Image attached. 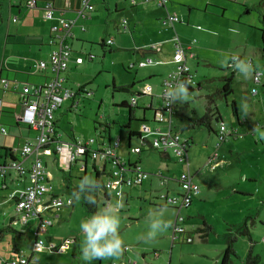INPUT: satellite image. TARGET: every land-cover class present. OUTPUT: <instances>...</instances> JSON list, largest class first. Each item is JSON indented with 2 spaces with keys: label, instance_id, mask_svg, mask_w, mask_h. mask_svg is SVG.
<instances>
[{
  "label": "rangeland",
  "instance_id": "374dc122",
  "mask_svg": "<svg viewBox=\"0 0 264 264\" xmlns=\"http://www.w3.org/2000/svg\"><path fill=\"white\" fill-rule=\"evenodd\" d=\"M128 1L94 0L97 11L91 13L94 17L88 22V26L93 25L92 39L83 42L84 49L81 51L84 52L82 56L85 61L77 69H72V75L66 83L67 87L75 91L84 87L91 91L92 95H78L77 104L71 111L67 106L72 101L66 99L56 116L59 118L58 130L62 141H70L73 136L84 141L94 138L97 141L93 143V148H96L99 142H109V138L113 143L121 140L119 154L129 156L135 161L138 155L127 148L129 128L125 125L129 122V108L121 106V103L131 102L133 98L138 99V106L134 108L136 118L132 120V128L148 133L142 128L143 121L147 122L143 120L144 108L150 104L152 97L154 105L159 108L161 99L158 94L162 90L158 84L160 80L157 76L150 77L149 72L161 71L167 74L176 70L177 63L168 62L165 65L147 67L129 66L134 62L132 60L135 52L120 49L118 41L120 36L128 37L129 40L131 31L125 32L120 27V22L125 18L132 21L138 10L142 12L153 7L136 8L135 11ZM115 2H119L124 8L115 11ZM223 4L224 6H219L216 2L211 3V0H172L171 6L185 22L190 20V35L187 41L195 39L196 44L192 49L195 58H191L188 65L195 75L196 82L202 85H194L186 102H175L178 115L174 118V130L191 143L189 170L201 189L200 195L192 205L181 211L186 234L174 242L171 226L159 233L155 239H142L149 231L150 211L156 213L163 210L164 219L170 221L171 225L178 212L173 207L161 206L157 197L166 192L167 185L161 184L158 174L161 172L163 176L172 179L169 189L170 194H175L179 191L177 179L184 172L188 173L187 162L174 156L172 149L171 157L166 160L153 149L142 153L141 156L142 167L153 174H150L142 185L122 187L120 234L126 245L123 255L116 260H94L91 264H123L125 261L128 264H220L224 250L230 243L234 249L230 264H248L250 250L258 257L257 264H264V139L253 132L255 127L264 132V45L261 31L264 26L261 22L264 16V0H224ZM3 18L7 24L9 17L5 12ZM102 36H105L106 41L110 38L115 41L110 47L103 48ZM128 44H133L131 38ZM166 48L170 51L166 59L170 61L174 49L171 44ZM89 54L94 55V60L88 59ZM232 56L252 60L254 71L259 69L263 73L262 83H254L253 73L250 78H245L231 66ZM232 74L234 92L229 96L218 97L215 102L223 122L213 119L214 131L206 126L190 127L191 118H200L205 114L208 95L222 88L225 77ZM23 82L26 80L19 84L20 89L15 91L16 97L23 93ZM133 82L134 85L129 91L117 89ZM147 82L154 86L153 91L151 87L145 89ZM253 87L258 89V94L252 93ZM139 88L145 92L141 96L137 95ZM233 102L237 104L238 116L234 113ZM145 114L147 123L154 127V110L147 109ZM222 123L228 129L239 127L241 136L236 138L231 135L218 147L220 140L216 131ZM149 138L152 140L154 136L150 134ZM132 141L133 146L145 148L137 136H133ZM108 142L104 143L108 145ZM215 152H218L219 157L223 159L222 163L225 164L208 167V157ZM44 161L48 162L47 170L52 173L54 193L68 202L74 191L62 186L65 174L62 164L59 165L49 157H45ZM91 163L92 161H89L88 177L92 170ZM72 167V182L79 184L85 174L84 169L81 163H74ZM110 168L111 165L108 164V169ZM107 177L106 174L102 175L104 181ZM110 179L113 183L111 198L109 201L105 200V190L101 186L97 211L119 201L116 196L119 187L117 178ZM62 194H65V197ZM8 195L7 190H2L0 200L7 199ZM49 198V194H46L44 201ZM15 207L14 200L2 207L0 211L6 212L4 223H8V219L16 214ZM95 213H90L82 200H75L74 205L66 204L57 211L49 210L44 214L45 218L53 220L54 225L48 226L45 233L50 238L44 233H41L40 237L45 240L46 245H63L58 255V264H89L81 258L83 234L79 226L82 220ZM204 222L212 226L207 236L203 231ZM22 226L28 227L27 233L19 235L8 232L5 238H0V264H7L11 259L14 246H19L21 254L27 259H39V263L29 264L46 262L48 250L34 249L38 223L32 220L23 223L19 217L16 228L21 230ZM245 226L249 233H243L245 228H242ZM188 236L191 241H187Z\"/></svg>",
  "mask_w": 264,
  "mask_h": 264
},
{
  "label": "crops",
  "instance_id": "0c3cea01",
  "mask_svg": "<svg viewBox=\"0 0 264 264\" xmlns=\"http://www.w3.org/2000/svg\"><path fill=\"white\" fill-rule=\"evenodd\" d=\"M28 0H0V100L2 102L1 109L5 112L2 113V116L0 117V123L6 127L9 131V134L4 135L0 134V147L2 148V156H0V163H9L12 161L10 157V153L13 152V156L15 157V160H19L23 167L25 168L26 172L21 173L19 170H16L14 168L8 167L6 170L5 175L1 176L0 178V196L2 190L8 191V198L5 200H0V210L4 205L7 203H10L11 200H14L16 203V200L12 198V194L16 192L19 189H23L25 187H28L31 183V180L28 175V169L30 168V165L32 161L35 159V154L27 155V156H21L20 151L22 147L29 141L36 142V136L37 131L34 129L29 128L27 125L23 124L22 121L19 120V115L23 112V98L24 95L22 93L19 94L20 97L15 96V91L20 89L19 84L21 81L26 80V82H23V85L26 84H44L45 82L49 81L53 77V72L48 68L46 70L42 71H36L33 67V64L35 61L40 60H47L50 55V51L52 47L49 45V38L52 31V27L58 23V17L63 16L65 18H71L75 19V25L72 28L73 36L71 38V42L73 45V54L72 59L69 63L68 69L65 71L64 76L66 77V82L68 81V77H71L72 75V69H77L79 65L82 63L77 62V57H83V53L81 52L84 49V41L88 39H92V30L93 25L88 26L89 20L92 21L94 15L91 14V12L88 13L87 17L83 18L78 15V10L81 8V0H36V6L35 7H29L27 6ZM137 4L134 5L132 3V0H129L128 4L130 7L135 8H147L149 6L153 7L149 10L139 12V10L134 14L132 21L130 22L128 19V29L124 30L125 28L122 26L120 22V27L125 31H131L129 40H127L128 37L120 36L119 45L120 49H123L125 51L132 50L134 54V61L133 63L129 64V66H136L139 65L140 62L147 60L148 58H151L154 62L156 61H162V64L158 65H165L168 64V62H172V59L168 61L166 57L170 55V51L168 48H166L167 45L171 44L174 52L172 56L175 53L176 50V44L174 40V36L178 34L180 36V39L183 43H187L190 35V20H187L186 22L184 19L179 15L178 12L174 11L172 9V0H170L166 7H161L157 5L156 3L152 2H146L144 0H136ZM224 0H211V3H217L219 6H224L223 4ZM48 2H53L56 7V12L53 18H47L45 17V11L44 6ZM91 3L94 4V0H91ZM114 10L119 11V9L124 8V6H121L119 2L114 3ZM142 6V7H140ZM226 7V6H225ZM95 11H97V8L95 7ZM93 11V12H95ZM169 12H176L180 16V21L177 22L174 26L164 25L162 23V18ZM4 12L9 17L8 23L5 24L4 22ZM92 12V13H93ZM191 12L189 13V15ZM263 18V17H262ZM14 22V23H13ZM87 22V23H86ZM82 26L86 28V30H82ZM109 28V26H108ZM197 28H201L197 26ZM102 41L105 40V36H102ZM130 38L133 41L132 45H129L128 42H130ZM115 39L113 38V42L109 45V47L114 43ZM159 56V57H158ZM236 57V56H235ZM89 60H94V57L91 58L90 54L88 55ZM190 60V59H189ZM188 60V62H189ZM85 61V59H84ZM83 61V63H84ZM139 62V63H138ZM157 66V64H149L147 66ZM143 66V67H147ZM231 66L235 67L234 64L231 63ZM150 77L157 76V78L160 80L158 84L162 88V80L164 78V73L161 71H150L149 72ZM7 83V85H6ZM145 89L148 87H151V90H154V86L147 82L145 85ZM143 86V87H144ZM70 88V87H69ZM24 89V88H23ZM21 88V90H23ZM72 89V88H70ZM139 88L137 95L141 96L143 95L144 90ZM146 91V90H145ZM151 91V92H152ZM162 91V90H161ZM19 93V92H17ZM161 93V92H160ZM160 93L158 94V97L160 98ZM258 94V93H257ZM72 101L70 105L67 106L69 111L74 109V101L71 97H67L64 99L62 106L64 105L65 100ZM138 101V99H137ZM154 102V99L152 97V101L150 104ZM130 103V102H129ZM149 104V105H150ZM146 106V107H149ZM60 107V109L62 108ZM59 109V110H60ZM145 108H144V117L145 114ZM58 112V111H57ZM56 112V114H57ZM55 114V119L57 123V128L59 129V118ZM239 120V118H238ZM148 122V121H147ZM146 122V123H147ZM240 122V121H239ZM241 123V122H240ZM154 127L149 125L152 128H155L157 126V123H154ZM254 124L252 122L253 127ZM132 128V126H131ZM133 129V128H132ZM233 129V136L238 138L241 136L240 128L234 127ZM135 131H138L136 129H133ZM59 131V130H58ZM139 132V131H138ZM110 137V136H109ZM138 137V136H137ZM77 140H82L74 136ZM140 138V137H138ZM108 141H102L108 142L109 144H113V141L111 138H109ZM184 139V138H183ZM187 139V138H186ZM142 144L145 145V148H142V153H147L151 150L150 147V141L151 139L148 137L145 142L142 141L140 138ZM193 140V138H192ZM84 141V140H83ZM189 141V140H188ZM190 142V141H189ZM191 144V143H190ZM132 138L128 139L127 148L130 149L133 146ZM121 146V140H119V146L117 149L118 156L121 157L123 160H126L130 163H137L139 162V165H141V156L142 153L137 154L138 157H136V160L133 161L131 157L127 156L125 157L123 154H119V147ZM191 146V145H190ZM187 150V157L189 160V148ZM140 147V146H138ZM8 152L9 156L7 157L6 153ZM132 152V150H131ZM134 153V152H132ZM218 154V152H215ZM215 153L213 155H215ZM160 154V153H159ZM161 155V154H160ZM209 156L208 161L206 165L208 167H211L212 163H217L216 166L224 165L223 159L218 157L216 159H212L214 156ZM167 159L171 157L170 152L166 153ZM175 156V155H174ZM45 157H49V159H52L55 162H58L59 165L62 164L63 170L65 171V174L72 175V166L74 163H69L68 156L66 154H59V153H52L49 155H43L42 160L46 164V167L48 169V162L44 161ZM162 157V155H161ZM55 159V160H54ZM163 159V157H162ZM165 160V159H163ZM89 161H92L91 163V173L90 177L95 178V167L97 166L99 171H102L104 168L106 170V173L111 170L108 169V163L99 162V161H93L90 158L87 159V165L84 169V176H87L88 174V168H89ZM211 162V163H210ZM75 163H81V162H75ZM82 165V164H81ZM190 165V163H189ZM144 170L145 168L142 167ZM190 166L188 167L189 170ZM48 171V170H47ZM49 172V177L52 181V173ZM148 172V171H147ZM191 173V171L189 170ZM130 173H132V170H130ZM150 173V172H149ZM153 174V173H150ZM192 174V173H191ZM104 175V174H103ZM194 177V176H193ZM109 177H107V180ZM65 179L63 178L62 186L67 187L68 189H72L73 186H76L77 184H73L72 178L71 182L69 183V186L65 184ZM106 180V181H107ZM172 179L170 178V181ZM176 180V179H175ZM143 184V183H142ZM170 187V186H169ZM168 188V187H167ZM201 190V189H200ZM53 192V193H52ZM51 193H49V197H61L59 194L54 193V190ZM201 192V191H200ZM200 192L198 195H200ZM105 193V192H104ZM65 197V194H62ZM197 195V197H198ZM128 194L126 195V200H128ZM196 197V198H197ZM63 198V197H61ZM111 198V194H110ZM109 198V199H110ZM195 198V199H196ZM65 199V198H63ZM69 199L73 200V203L70 205H74L75 199L72 196H69ZM156 199V198H155ZM194 199V200H195ZM194 202V201H193ZM163 205L162 203H160ZM192 205V204H191ZM190 205V206H191ZM58 208H53L52 211H57ZM16 214L14 216H11L8 219V223H4V216L6 215V212L0 211V228L7 227L9 225H12L14 229H16V234L22 235L27 233V226H22V229L19 230V228H16L17 220H19V217L21 219L22 214L17 211V208L15 207ZM45 214V213H44ZM43 214V217L45 218ZM2 219V220H1ZM33 221V219H29ZM28 220V221H29ZM37 222V221H36ZM20 224V223H18ZM53 224L50 226L52 227ZM28 228V227H27ZM31 228V227H29ZM47 233V230L46 232ZM44 233V234H45ZM41 233L37 232V228L35 230V240H34V249L35 243L37 238L40 237ZM47 236V234H45ZM50 238V236H47ZM0 238H5V236H1ZM50 246V245H49ZM16 247L17 251H14L12 254L11 259L7 262V264H12L13 259H17L19 255L21 254L20 247ZM51 247H58V246H52ZM13 248V250H14ZM42 250V249H41ZM46 250V249H44ZM16 252V253H15ZM49 255L46 256V262H41L42 264H58V255L59 253H53V251H48ZM126 258V255L124 254V259ZM61 259V257H60ZM39 260V259H38ZM37 259H29L28 263L31 262H38ZM114 264V263H113ZM123 264H128L127 261L123 262Z\"/></svg>",
  "mask_w": 264,
  "mask_h": 264
},
{
  "label": "built area",
  "instance_id": "2783aa9c",
  "mask_svg": "<svg viewBox=\"0 0 264 264\" xmlns=\"http://www.w3.org/2000/svg\"><path fill=\"white\" fill-rule=\"evenodd\" d=\"M146 2L156 3L161 7H166L170 0H144ZM133 4H137L136 0H132ZM36 0H28L27 6L35 7ZM45 17L53 18L56 12V7L53 2H48L44 7ZM94 9L91 0H81V8L78 10L80 17H87L88 13ZM180 21V16L176 12H169L162 18L164 25L174 26ZM76 20L71 18H65L63 16L58 17V23L54 25L53 34L49 41L52 49L50 51L49 58L47 60H41L36 63L35 70L42 71L50 69L53 72V77L45 82L44 84H26L23 89V112L19 115V120L29 128L37 131L36 142H27L21 149V156H27L35 154V159L32 161L30 168L28 169V175L31 183L28 187L19 189L12 194V198L16 200L17 211L22 214L20 222L26 223L29 219L36 220L38 223L37 232L45 233L48 226L53 224V220L50 218H44L43 214L47 211H51L53 208H59L66 204L70 205L73 203L72 199L68 202L66 199L61 197H52L44 201V196L53 191L54 186L49 177L47 167L42 160L43 155H49L53 152L59 154H66L69 163L81 162L82 167L85 168L87 165V159L90 158L93 161H99L108 163L111 165L109 172V179L106 181L105 186L111 190L113 183L110 178H117L119 183L116 196L121 202L122 198V187L124 185L133 186L141 185L145 179L150 175L149 172L144 170L139 164L134 168H129L127 161L123 160L118 156L119 140L113 144L98 143V147L93 148V143L96 139L89 141L76 140V141H61L57 137V129L55 123V114L60 109L63 101L67 97H75L76 91L65 86L66 77L64 76L65 71L69 67V63L72 59L73 45L71 38L73 36L72 28L75 25ZM127 19L123 20L125 28H127ZM82 30H86L82 26ZM176 50L173 55L172 62L177 63V68L173 72H169L164 80V87L162 96L165 100V109L171 115L173 111V103H169L168 97L165 95L179 81L186 79L187 81L193 82V77L190 72L188 60L195 57L192 52L193 46L196 44V40H192L188 43H183L180 36L176 34L174 36ZM113 42V38L106 41L108 45ZM91 58L94 55H90ZM237 58V57H235ZM234 58V59H235ZM77 62L82 63L83 57H77ZM151 64H162V61L154 62L151 58L139 63L140 67ZM231 65V64H230ZM263 77L262 71H257L254 79L255 82H260ZM7 85V83H6ZM257 93L256 89H253V94ZM87 95H91L92 92L87 91ZM136 99L132 100V104H136ZM0 100V115H1ZM156 122L163 125L156 128H152L149 125L144 124L142 126L144 133L140 138L143 142L149 137L150 134L154 136L151 140L152 147L158 148L163 151H173L175 156L180 160L186 161L189 167V160L187 157L188 142L184 140L179 134L172 130V122L169 117L163 113H159L156 116ZM164 125L165 128H164ZM222 128V127H221ZM224 130L221 133H226V127L223 126ZM0 134L7 135L8 130L0 123ZM53 141V142H52ZM51 142L54 143L51 145ZM132 152L139 154L142 149L141 147H132ZM2 148L0 147V156H2ZM7 155V153H6ZM9 156V155H8ZM7 156V157H8ZM212 159L218 157L217 153L213 155ZM211 163V162H210ZM217 163H212L211 167H215ZM8 167L19 170L21 173H25L26 170L19 160H12L9 163H0V178L5 175ZM132 170V173H130ZM160 182L163 186L168 187L170 178L163 176L159 173ZM179 191L175 194H170V189L166 188V192L160 194L158 200L163 205L176 208L178 210L177 215L172 223L173 239H178L182 235L186 228L182 225L184 217L181 214L183 208L188 207L194 197L200 192L199 185L194 182L191 173H183L179 179H177ZM191 241V238H188ZM36 249H46L48 251L61 253L63 245L59 247H51L46 245L45 240L37 238L35 243ZM28 259L25 257H19L13 259L12 264H27Z\"/></svg>",
  "mask_w": 264,
  "mask_h": 264
},
{
  "label": "clouds",
  "instance_id": "9594fccd",
  "mask_svg": "<svg viewBox=\"0 0 264 264\" xmlns=\"http://www.w3.org/2000/svg\"><path fill=\"white\" fill-rule=\"evenodd\" d=\"M234 66L245 78H250L254 67L249 59L235 58ZM189 81H179L165 95L168 97L169 103L177 100L186 102L190 93L188 89ZM245 114H247V106H245ZM221 130L224 128L222 126ZM260 138L264 139V132L259 128H254ZM100 182L88 176H85L79 183L78 189L72 193V197L79 202L82 198L89 204H96L94 194L101 188ZM123 207L122 202L117 201L110 203L102 210L84 219L80 223V231L83 234L81 243V258L91 264L94 260H116L119 259L126 248L125 242L120 234L121 217L120 209ZM149 231L142 239L152 240L169 229L171 222L164 219L163 210L153 213L149 212Z\"/></svg>",
  "mask_w": 264,
  "mask_h": 264
},
{
  "label": "trees",
  "instance_id": "16d2710c",
  "mask_svg": "<svg viewBox=\"0 0 264 264\" xmlns=\"http://www.w3.org/2000/svg\"><path fill=\"white\" fill-rule=\"evenodd\" d=\"M134 5H136V4H134ZM93 6H94V9L91 11V13L93 12V11H95V5L93 4ZM223 10H225V8H223ZM125 19H127V22H128V18H125ZM124 20V19H123ZM123 20H122V22H121V24H122V26L125 28V25L123 24ZM261 22L263 23V25H264V16H263V18H261ZM127 26H128V23H127ZM128 29V27L127 28H125L124 30H127ZM262 40H263V45H264V26H263V28H262ZM52 34H53V28H52V31H51V34H50V38H49V41H50V39H51V37H52ZM49 45H50V43H49ZM51 46V45H50ZM101 46L103 47V48H105V46L106 47H108L109 45L106 43V39L105 40H103L102 41V43H101ZM263 52H264V46H263ZM263 55H264V53H263ZM236 57H238V58H240V59H243L241 56H236ZM195 58V57H194ZM234 58H235V56H232V59H231V61H230V64L232 63V64H234L233 63V60H234ZM39 61V60H38ZM38 61H35L34 63H36V62H38ZM41 61V60H40ZM252 61V60H251ZM35 64H33V67L35 68V66H34ZM158 65V64H157ZM257 71H260L259 69H255V71L253 72V81H254V83L255 84H260V83H262V79H261V81L260 82H255V79H254V76H255V74H256V72ZM171 72H173V71H171ZM190 72H191V70H190ZM233 73H234V71H232ZM169 73H167V74H165L164 75V78H163V80H162V91H163V87H164V80H165V78L167 77V75H168ZM191 74H192V77H193V82H191V81H189V84H188V89H189V91H192L193 89H194V85L195 84H197L198 86H202L201 85V83L200 82H196V80H195V75L191 72ZM263 78V77H262ZM233 79H234V77H233V74L231 75V76H229V77H225V79H224V85H223V87L222 88H220V89H218L216 92H214L213 94H209L208 95V103H207V106H206V112H205V114L203 115V116H201L200 118H191V120H190V127H196V126H206V127H208L209 129H211V130H213L214 131V129H213V127H212V120L213 119H216L217 121L218 120H220V121H222V116H221V114H220V111H219V109L217 108V106H216V100H217V98L218 97H221V96H229V95H231L233 92H234V89H233V85H232V83H233ZM183 81H187L186 79H184ZM134 85V82L131 84V85H124V86H120V87H117V89L118 90H124V91H129V90H131V87ZM253 89H256L257 90V93H259V91H258V89L256 88V87H253ZM253 89H252V93H253ZM162 91H161V93H160V99H161V106L158 108L156 105H154V102L152 103V104H150L149 105V107H146L145 108V110H147V109H153L154 110V121L156 122V116L161 112V113H163V114H165V116H167V117H169V119L171 120V122H172V130L175 132V133H177V134H179L180 136H181V134H180V132H178V131H176V130H174V127H175V125L173 126V123H174V118L175 117H177V115H178V111H177V109H176V105H175V102L173 103V111H172V113H171V115H169V113L166 111V109H165V100H164V98H163V96H162ZM77 93H76V95H75V97H71L72 99H73V101H74V103H73V105H74V107L76 106V104H77V100H76V98H77V96L78 95H80V94H84V96H87V97H89V96H91V95H87L86 94V92H87V90L83 87L82 89H78L77 91H76ZM91 92V91H90ZM257 93H255V94H257ZM134 99V98H133ZM132 99V100H133ZM136 100H137V98H135ZM237 104H236V102H233V109H234V113L238 116V108H237V106H236ZM121 106H124V107H128L129 108V122L127 123V125H125L127 128H129V139H131L133 136H138V137H141L144 133L143 132H138V131H135V130H133L132 128H131V126H132V120H134L135 118H136V111H135V109L134 108H136L137 106H138V101H136V104H132V101L129 103V102H127V101H123L122 103H121ZM1 111H2V113L3 112H5V111H3L2 109H1ZM2 113H1V115H0V117L2 116ZM143 120H145V121H148L145 117H144V119ZM223 122V121H222ZM55 123H56V119H55ZM157 124H159L158 122H156ZM144 124H146L147 125V123L146 122H144L143 121V123H142V126L144 125ZM110 126V125H109ZM158 126H162L163 127V125H161V124H159ZM158 126H156V127H158ZM165 126L166 125H164V128H165ZM222 126H225L226 127V125H224V123H222L221 125H220V128H219V130H215L216 131V133H217V136H218V138H219V140H220V143L218 144V147H220V145L222 144V142H225V141H227L228 139H229V137L231 136V135H233V129H228L227 127H226V133H224V134H222L221 133V127ZM155 127V128H156ZM56 129H57V137L59 138V139H56V141H58V140H61L60 139V134H59V131H58V128H57V123H56ZM182 137V136H181ZM183 138V137H182ZM77 139L76 138H74V136L72 137V139L70 140V141H76ZM184 140H187V142H188V147L191 145L190 144V142L188 141V139H184ZM62 141V140H61ZM53 142V141H52ZM51 142V145H53L54 143H52ZM150 147H151V150H157L161 155H162V157H163V159H167V157L168 156H166V153H168V152H170V151H163V150H160V149H158V148H154V147H152V144H151V141H150ZM187 150H188V148H187ZM54 154L55 153H57L56 151L55 152H53ZM142 153V152H141ZM7 154H8V152H7ZM140 154V153H139ZM174 154V153H173ZM9 155V154H8ZM7 155V156H8ZM175 155V154H174ZM218 155V154H217ZM10 157H11V159L14 161L15 160V157L13 156V152L12 153H10ZM177 157V156H176ZM178 158V157H177ZM180 161H182V160H180ZM139 162L140 161H138L137 163H130V162H128L127 161V165L129 166V168H134L137 164H139ZM46 165V164H45ZM95 167V179H97L99 182H100V184L104 187V190H105V193H104V198H105V200L106 201H109V198H110V194H111V190H109V189H107L106 188V186H105V183H106V181H104L103 179H102V175L103 174H106V175H108V172L106 173V170H105V168L102 170V171H99L98 170V168H97V166H94ZM86 168V167H85ZM161 173V172H160ZM85 176H83L82 178H81V180L84 178ZM165 177V176H164ZM71 178H72V176L71 175H68V174H64V181H65V184L67 185V186H69V183L71 182ZM192 178H193V180H194V177H193V175H192ZM195 182V181H194ZM198 184V183H197ZM78 185L79 184H77L76 186H73L72 187V189H73V191H75V190H77L78 189ZM142 185V184H141ZM199 185V184H198ZM200 187V186H199ZM168 188H169V185H168ZM94 196H95V200H96V204H89L87 201H85L83 198L81 199L82 200V203L85 205V207L88 209V211L90 212V213H95L96 211H97V208H98V203H99V191H97L95 194H94ZM197 197V196H196ZM196 197H194V199L196 198ZM122 199V198H121ZM194 199H193V201H194ZM193 201H192V203H193ZM121 202H122V200H121ZM191 203V204H192ZM190 204V205H191ZM189 205V206H190ZM161 206H166V205H161ZM188 206V207H189ZM187 208V207H186ZM176 209V208H175ZM184 209V208H183ZM182 211V210H181ZM204 228H203V231L205 232V234L204 235H208L209 234V232L212 230V226L211 225H209L208 223H206V222H204ZM245 228V230H244V232L243 233H249V231H248V228L245 226V227H243L242 229H244ZM8 232H16V229H14L13 228V226L12 225H9V226H7V227H2V228H0V235L1 236H6V234L8 233ZM186 232L187 231H184L183 233H181L182 235H184V234H186ZM181 237V236H180ZM187 238H191L190 236H188ZM178 239H180V238H178ZM177 239L175 238V239H173V241L175 242ZM187 241H188V239H187ZM14 251H17L18 252V250H16V247L14 248ZM234 252V249H233V245L230 243L227 247H226V249L224 250V253H223V256H222V259H221V262H220V264H230V262H231V254ZM16 253V252H15ZM23 255H19L18 256V258L19 257H22ZM23 257H25V256H23ZM17 258V259H18ZM26 258V257H25ZM27 259V258H26ZM29 260V259H28ZM259 262V259H258V257L257 256H254L253 255V252H252V250H250L249 251V254H248V258H247V263L248 264H257Z\"/></svg>",
  "mask_w": 264,
  "mask_h": 264
}]
</instances>
